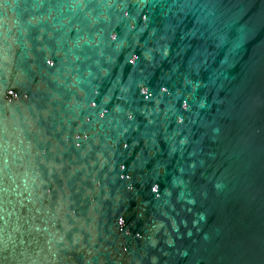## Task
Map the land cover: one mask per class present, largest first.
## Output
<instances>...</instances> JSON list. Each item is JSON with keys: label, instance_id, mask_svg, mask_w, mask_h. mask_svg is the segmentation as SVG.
I'll return each mask as SVG.
<instances>
[{"label": "water", "instance_id": "1", "mask_svg": "<svg viewBox=\"0 0 264 264\" xmlns=\"http://www.w3.org/2000/svg\"><path fill=\"white\" fill-rule=\"evenodd\" d=\"M0 264H264V0H0Z\"/></svg>", "mask_w": 264, "mask_h": 264}]
</instances>
